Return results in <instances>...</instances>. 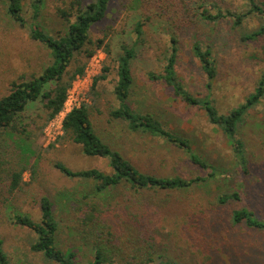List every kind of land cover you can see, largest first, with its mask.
Instances as JSON below:
<instances>
[{
  "label": "rangeland",
  "instance_id": "rangeland-1",
  "mask_svg": "<svg viewBox=\"0 0 264 264\" xmlns=\"http://www.w3.org/2000/svg\"><path fill=\"white\" fill-rule=\"evenodd\" d=\"M26 1V9L31 13L30 2ZM123 1L112 0L106 17L97 22L91 31L92 37L97 39L112 27L106 38L112 55L107 56L101 47L88 60L84 56L79 57L81 62H86V66L84 73L72 81L69 105L90 104L93 107L92 119L98 131L143 169H154L164 175L196 174L197 169L190 165L181 149L149 134L132 132L124 122L112 120L109 116V110L119 105L114 94L118 78L114 59L122 50L121 44L135 43L137 37L134 28L141 17V12H127ZM218 1L222 6L231 8H239L242 2ZM44 10L42 24L52 32L61 29L62 20L53 14L54 0H48ZM260 23L261 19L254 17L249 18L243 28H234L230 20L204 22L191 14L188 17L179 16V20L175 21L177 26H181L178 28L166 21L165 17L155 16L150 26L149 23L146 26L144 44L136 45L138 56L133 64L134 84L129 99L131 105L152 112L166 127L189 138L194 149L210 164L233 173L231 177L217 178L204 187L178 195L200 201L199 206L195 205L197 208L193 219L196 222H188L197 225L200 222V230L212 234L214 249L204 252L197 238L200 232L198 229L181 232L183 218L162 217L160 226L163 228L153 238L157 243L153 251H157V254L150 264H160L157 256L161 253L168 254L176 264H264V231L231 222L232 211L241 206H248L257 216L264 217V98L238 132L247 142L251 161V171L244 174L240 171L226 134L209 121L206 113L182 101L162 80H154L149 76L151 71L163 72L169 40L174 36L179 46L176 66L178 76L190 92L200 96L208 95L205 73L192 49L196 37L201 38L216 50L219 74L210 96L220 112L226 113L245 101L264 71L260 43L241 40L244 31H250ZM51 60L50 49L31 38L29 26L23 27L12 20L6 13V0H0V97L8 93L12 79L21 75L28 78L33 74L39 75ZM105 65L110 66L111 71L105 80L99 82L95 97L91 93L94 80L102 74ZM45 116L42 103H35L28 108L22 119L27 127V141L23 142L25 136L15 132L0 137V236L10 264H56L48 261L41 252L31 249L36 233L13 221L16 213L39 219L40 199L47 195L55 202L56 217L60 222L57 237L60 246L65 249L76 248L77 264H87L92 261L94 250L91 243H86L82 235L73 230L76 213L70 209V200L73 199L71 193L82 190L84 182L66 176L55 167V163L62 162L73 170L96 167L110 172L108 160L85 155L79 145L63 138L64 131L59 133V123L55 116L46 122ZM260 122H263L262 129L256 126ZM23 166L27 168L22 176V184L11 192V175ZM236 188L243 192L244 202L216 204L218 193ZM144 196L149 195L146 193ZM157 197L167 195L152 194L150 199ZM122 232L121 228L119 233ZM116 258L117 262H121Z\"/></svg>",
  "mask_w": 264,
  "mask_h": 264
},
{
  "label": "trees",
  "instance_id": "trees-1",
  "mask_svg": "<svg viewBox=\"0 0 264 264\" xmlns=\"http://www.w3.org/2000/svg\"><path fill=\"white\" fill-rule=\"evenodd\" d=\"M26 2L6 0V13L19 25L29 26L31 38L50 49L52 60L39 75L33 74L30 78L21 75L12 79L8 93L0 97V137L15 132L25 136L22 141H27L29 137L22 119L30 106L42 103L46 114L45 122L62 110L72 81L77 75L84 73L86 62H81L80 56L88 60L101 47L107 56L112 55L110 43L106 41L112 27L97 39L91 35L93 26L106 17L112 0H54L53 14L62 20V28L56 32L48 30L42 24L48 0H29L31 13L26 9ZM123 5L129 13L133 10L141 12V17L136 21L134 28L137 37L135 43L121 44L122 50L114 59L118 77L114 94L119 105L109 110V116L112 120L124 122L132 132L149 134L181 149L190 165L198 172L192 175H164L154 169H143L98 131L92 119L93 107L90 104L84 103L67 113L63 120V138L79 145L85 155L106 158L110 168V172L96 167L73 170L62 162L55 163V167L66 176L84 182L82 190H71L72 193H69L73 196L70 209L76 213L72 228L82 235L86 243H91L94 250L92 261L87 264L152 263L154 255L157 254V251H153L157 244L153 238L155 233L163 228L160 226L162 217L180 220L183 218L182 225L177 222L181 226V232L198 229L200 247L204 248V252L214 249L211 243L212 234H207V230H200V222L198 225L188 222H196L193 216L200 201L178 195L204 187L217 178L231 177L233 173L210 164L194 149L189 138L166 127L152 112L137 109L129 102L134 84L133 64L138 56L136 45L144 44L145 29L148 23L150 26L153 17H165L166 21L177 26L175 21L179 20V16L188 17L193 14L204 22L218 23L230 20L234 28H243L249 18L259 17L260 25L250 31H244L241 40L246 43H260V56L264 61V0H242L239 8L224 7L218 0H124ZM142 17L145 19H141ZM169 41L163 72L151 71L150 78L162 80L182 101L202 109L209 121L226 134L240 171L247 174L251 171L247 142L238 132L264 98V71L261 72L254 91L245 101L223 113L210 96L213 83L219 74L215 48L198 37L193 43L194 55L205 73L206 87L209 90L208 95L200 96L186 89L178 76V39L172 36ZM110 71V66L105 65L102 74L95 78L91 91L95 97L98 94L99 82L105 80ZM262 123L256 126L261 128ZM26 168L23 166L11 175V192L21 186ZM146 193L149 196H144ZM161 193H165L167 197L150 199L152 194ZM243 196L240 189L226 190L217 194L216 204L244 202ZM40 210L39 219L24 213L13 215L14 223L28 227L36 233L37 237L32 242L31 249L41 252L48 261L56 264H77L78 250L74 247L65 249L58 242L60 222L56 217L55 202L47 195L42 196ZM201 212L204 213L203 209ZM231 222L234 225L264 231V217L257 216L248 206L234 209ZM121 228L123 232L119 233ZM262 244L260 241V245ZM165 251L167 253V249ZM116 257L121 262H117ZM157 257L160 264H176L168 254L161 253ZM123 260L125 262L122 263ZM0 264H10L1 236Z\"/></svg>",
  "mask_w": 264,
  "mask_h": 264
},
{
  "label": "built area",
  "instance_id": "built-area-1",
  "mask_svg": "<svg viewBox=\"0 0 264 264\" xmlns=\"http://www.w3.org/2000/svg\"><path fill=\"white\" fill-rule=\"evenodd\" d=\"M69 101H70V88L68 89L67 98L65 100V103H64L62 110L55 115V117H56L55 119L59 123V129H58L59 133L64 131L63 130V120H64L66 114L69 113L74 108H78L82 105L81 103H72L71 105H69ZM52 138L54 139L55 136L53 135Z\"/></svg>",
  "mask_w": 264,
  "mask_h": 264
}]
</instances>
